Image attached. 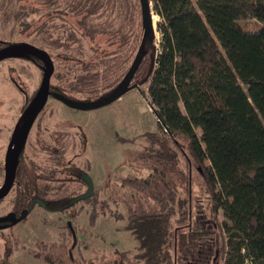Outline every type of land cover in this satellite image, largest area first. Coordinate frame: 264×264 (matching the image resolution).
Instances as JSON below:
<instances>
[{
  "label": "trees",
  "instance_id": "16d2710c",
  "mask_svg": "<svg viewBox=\"0 0 264 264\" xmlns=\"http://www.w3.org/2000/svg\"><path fill=\"white\" fill-rule=\"evenodd\" d=\"M72 1L67 13L83 14L76 23L92 38L86 17L96 13L97 1L91 0L89 7L87 0ZM152 2L160 17L158 46L152 30L145 29L141 2L136 0L129 22L135 25L138 45L129 65L128 53L119 51L126 43L122 37L113 55L84 64L86 73L64 86L50 84L51 91L67 97V91L95 94L85 98L92 100L98 97V82L104 80L109 91L117 87L141 51L130 83H149L148 104L158 130L144 133L147 144L131 163L148 173L128 174L112 185L107 182L104 187L113 189L107 199L99 200L93 189L80 201L90 205L92 218L106 213L119 218L118 207L124 203L126 228L138 244L133 258L140 264H264V0ZM244 19L255 20L258 27L243 28ZM82 141L85 144V135ZM28 166L20 157L14 181L18 208H29L35 200L50 210L75 208L77 202L70 203L74 195L50 196L53 187L38 181L42 177L34 173V164ZM192 166L202 177L208 215L200 211V203L192 202ZM64 171L81 180L77 166ZM76 241L72 237V247ZM13 244L17 240L6 242V256ZM116 255L114 264L118 257L122 262L129 259L124 250ZM52 258L62 260L55 252L46 259L48 264H53ZM67 259H73L70 250ZM89 264L95 263L90 259Z\"/></svg>",
  "mask_w": 264,
  "mask_h": 264
},
{
  "label": "rangeland",
  "instance_id": "374dc122",
  "mask_svg": "<svg viewBox=\"0 0 264 264\" xmlns=\"http://www.w3.org/2000/svg\"><path fill=\"white\" fill-rule=\"evenodd\" d=\"M95 1L99 5L98 10L86 17L88 28L94 32L90 38L76 23L83 14L73 16L67 13L72 0L52 3L48 0H0V45L2 42L23 41L45 49L54 64L50 84L56 87L66 85L79 73H86L82 71L84 64L97 63L106 53L113 55L119 49L122 37H126V43L119 51L128 53L129 65L138 45L134 37L135 25L129 22L136 0ZM91 2L87 0L85 7L91 6ZM149 5L150 14L157 16L152 24V34L158 46L160 17L153 11L152 0H149ZM15 14H18L17 18ZM240 24L245 29L258 27L253 19L241 20ZM71 33L74 37L68 38ZM38 64L40 62L25 58L0 61V185L4 176V153L12 129L26 106V100L35 93L42 78ZM148 85V82L138 86L129 83V89L117 99L89 109L73 107L56 97H48L30 129L20 157L26 166L35 165L34 173L42 177L38 181H46L53 187L50 196L58 192L75 196L85 191L86 184L76 176L75 180L72 179L73 176L64 171L71 165L89 174L99 200L107 199L113 190L104 187L107 182L112 185L128 174L145 176L148 173L138 168L136 163H131L147 144L144 133L158 130L157 119L148 104ZM96 89L98 97L110 92L104 80L98 82ZM66 94L79 101L95 95L68 91ZM195 131L200 134L199 129ZM190 170L192 202L200 203V211L208 215L209 201L202 186V177L194 166ZM58 187L60 191L54 192ZM17 195L18 184L14 182L9 193L0 200V216L13 210L20 211L16 205ZM109 206L115 208L111 202ZM73 209L78 212L71 217L69 213ZM73 209L50 210L35 203L25 218L9 228H0V264H48L46 259L49 260L55 252L62 256V260L53 261L52 258L53 264H89L90 259L95 264H114L112 259L123 250L127 251L129 259L122 262L118 257L116 264H140L133 258L138 244L126 228L124 203L119 204L118 211L122 215L119 218L108 213L92 218L90 205L85 201L77 202ZM217 216L222 219L220 211ZM68 221L71 229H75L77 241L73 247ZM15 240L16 246L13 244L11 253L6 256V242ZM68 250L72 261L67 259ZM115 250L119 251L116 253Z\"/></svg>",
  "mask_w": 264,
  "mask_h": 264
},
{
  "label": "water",
  "instance_id": "95a60500",
  "mask_svg": "<svg viewBox=\"0 0 264 264\" xmlns=\"http://www.w3.org/2000/svg\"><path fill=\"white\" fill-rule=\"evenodd\" d=\"M140 2L145 29L152 30L149 0H140ZM142 44L143 41L141 45ZM140 57L141 51L139 50L124 79L117 87L110 90L109 93H106L105 95L93 100L79 101L50 90V77L54 71V64L50 54L45 49L35 46L34 44H31L29 42L23 41L8 43L0 47V61L6 58H25L32 60L36 58L40 60V64H38V66L42 70V78L39 86L35 91L33 97L22 110L17 121L15 122L5 149L3 162L4 176L2 184L0 185V200L9 193L12 185L14 184L20 154L25 146L30 129L38 114L44 108L48 97H56L70 106L82 109L95 108L104 104H108L111 101L117 99L122 93L129 89V87L131 86H128L130 83L131 75L138 64ZM79 177L86 184V189L83 193L72 197L70 203L79 202L80 200L90 197L93 194L94 184L89 174L81 170L79 173ZM35 203H39L44 206V203L42 201L35 200L29 208H31ZM29 208H23L20 211L19 216H16L12 211L5 215H2L0 216V222L10 221L12 224H14L17 221L25 218ZM67 224L71 229L70 221H68ZM71 230L73 241H75V233L73 229Z\"/></svg>",
  "mask_w": 264,
  "mask_h": 264
},
{
  "label": "flooded vegetation",
  "instance_id": "af4514ba",
  "mask_svg": "<svg viewBox=\"0 0 264 264\" xmlns=\"http://www.w3.org/2000/svg\"><path fill=\"white\" fill-rule=\"evenodd\" d=\"M31 60V59H30ZM24 149V148H23ZM14 181H16V179H14ZM18 181V180H17ZM81 181H83L82 179H81ZM23 208H20V209H18V210H22ZM20 211L19 212H17V211H15V210H13L12 212H14L15 213V215L16 216H19V214H20ZM11 212V211H10ZM9 213V212H8ZM7 214V213H6ZM12 225V223L10 222V221H5V222H0V228H9L10 226Z\"/></svg>",
  "mask_w": 264,
  "mask_h": 264
},
{
  "label": "bare ground",
  "instance_id": "6f19581e",
  "mask_svg": "<svg viewBox=\"0 0 264 264\" xmlns=\"http://www.w3.org/2000/svg\"><path fill=\"white\" fill-rule=\"evenodd\" d=\"M157 16L156 15H154V14H152L151 15V18H152V24L154 25V23L156 22V20H157V18H156Z\"/></svg>",
  "mask_w": 264,
  "mask_h": 264
}]
</instances>
